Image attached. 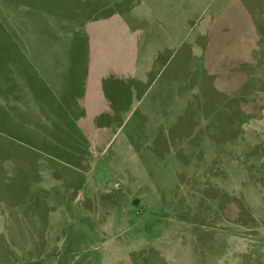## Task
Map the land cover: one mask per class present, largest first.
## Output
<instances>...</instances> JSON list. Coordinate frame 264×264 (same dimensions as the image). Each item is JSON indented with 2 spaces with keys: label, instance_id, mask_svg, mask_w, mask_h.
<instances>
[{
  "label": "rangeland",
  "instance_id": "1",
  "mask_svg": "<svg viewBox=\"0 0 264 264\" xmlns=\"http://www.w3.org/2000/svg\"><path fill=\"white\" fill-rule=\"evenodd\" d=\"M0 264H264V0H0Z\"/></svg>",
  "mask_w": 264,
  "mask_h": 264
},
{
  "label": "crops",
  "instance_id": "2",
  "mask_svg": "<svg viewBox=\"0 0 264 264\" xmlns=\"http://www.w3.org/2000/svg\"><path fill=\"white\" fill-rule=\"evenodd\" d=\"M113 21H114L113 24H115L114 25L115 26V30L121 31L125 35H128V31L130 33H133L135 30H137L136 28L130 27L129 21L124 19V18H122V16H117V18H115V20H113ZM179 44L180 43L178 42V45L176 44V45H172V46L167 47L168 49L166 51H164L163 54L164 55L166 54L168 56V55L171 54V52H175V51L179 52V50L181 48V45H179ZM178 52L174 53L175 55L172 54L168 58H167V56L166 57L162 56L160 58V61L158 62L159 66L157 68H154L152 73L153 72L154 73L159 72V74H162L167 69V67L169 65H171V66L167 70L176 68L178 66V63H179L178 58H176V56L178 55L177 54ZM168 53H170V54H168ZM153 74L151 75V77L153 76Z\"/></svg>",
  "mask_w": 264,
  "mask_h": 264
}]
</instances>
